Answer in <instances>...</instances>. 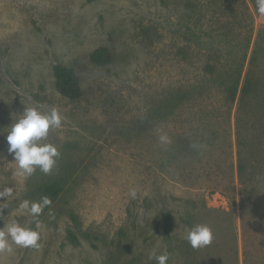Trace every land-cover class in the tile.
<instances>
[{
  "label": "rangeland",
  "instance_id": "obj_1",
  "mask_svg": "<svg viewBox=\"0 0 264 264\" xmlns=\"http://www.w3.org/2000/svg\"><path fill=\"white\" fill-rule=\"evenodd\" d=\"M261 24L255 0H0V190L16 189L0 199V228L14 218L34 228L19 203L40 200L42 183L62 185L38 218L40 247L0 264H157L154 249L169 264H264V184L243 230L235 125L245 111L228 97L246 77L264 94ZM98 47L107 64L90 62ZM57 63L73 69L78 99L55 89ZM26 106L64 117L49 132L60 151L49 174L14 173L7 131ZM250 110L244 121L256 123ZM70 213L77 244L66 239ZM195 223L211 226V245L183 239Z\"/></svg>",
  "mask_w": 264,
  "mask_h": 264
},
{
  "label": "clouds",
  "instance_id": "obj_2",
  "mask_svg": "<svg viewBox=\"0 0 264 264\" xmlns=\"http://www.w3.org/2000/svg\"><path fill=\"white\" fill-rule=\"evenodd\" d=\"M255 8L258 14L264 15V0H255ZM63 121L64 117L56 107L42 111L38 106H26L15 122L9 125L6 137L7 151L15 162L16 176L28 177L37 169L44 174L52 171L60 157V151L56 144L48 141V136L51 129H61ZM156 131L161 145L171 143V138L166 132L159 128ZM15 191L12 186L4 187L0 190V199L8 200L14 196ZM129 194L132 199L137 196L134 189L130 190ZM51 203V199L47 196H42L38 201L24 199L19 203L18 214L31 217L35 227L20 223L14 218L0 228V256L13 255L17 247L22 249L40 247L41 223L38 218ZM214 238L213 229L207 223H195L183 235V239L193 249H202L211 245ZM170 256L167 249L159 252L154 249L149 252L148 259L150 261L154 259L157 264H169Z\"/></svg>",
  "mask_w": 264,
  "mask_h": 264
},
{
  "label": "trees",
  "instance_id": "obj_3",
  "mask_svg": "<svg viewBox=\"0 0 264 264\" xmlns=\"http://www.w3.org/2000/svg\"><path fill=\"white\" fill-rule=\"evenodd\" d=\"M263 30L264 23L261 24V31ZM89 60L96 65L107 64L111 61L110 51L106 47L95 48L90 52ZM53 75L54 87L61 96L69 99H78L81 96L78 78L71 67L57 63L53 66ZM228 87L229 100L233 101L239 94V103L243 105V111H245L243 116H240L239 112L235 125L236 171L238 181L241 184L240 209L244 230V223L247 222L248 225L253 219V207L259 198V193H261L259 189L262 182L264 184V94L262 96L259 94L256 84L250 77L244 79L240 90L237 82ZM249 108L255 113L253 117L257 116V120L254 119L256 123L244 121ZM61 191L60 182L53 180L40 184L36 189V194L39 199L42 196L49 197L52 205ZM69 217L73 228L66 229V239L72 244H77L78 238L74 227H77L78 219L74 213H70ZM171 219L169 212L163 214L162 234L165 240L170 239ZM84 236L90 238V234L87 232L84 233Z\"/></svg>",
  "mask_w": 264,
  "mask_h": 264
},
{
  "label": "crops",
  "instance_id": "obj_4",
  "mask_svg": "<svg viewBox=\"0 0 264 264\" xmlns=\"http://www.w3.org/2000/svg\"><path fill=\"white\" fill-rule=\"evenodd\" d=\"M259 15V19H260V21L262 22V23H264V15H262V14H258Z\"/></svg>",
  "mask_w": 264,
  "mask_h": 264
}]
</instances>
